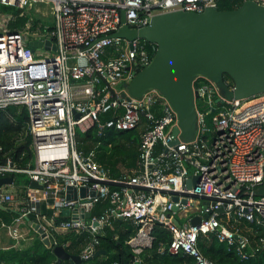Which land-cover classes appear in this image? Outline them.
Instances as JSON below:
<instances>
[{
  "label": "built area",
  "instance_id": "built-area-1",
  "mask_svg": "<svg viewBox=\"0 0 264 264\" xmlns=\"http://www.w3.org/2000/svg\"><path fill=\"white\" fill-rule=\"evenodd\" d=\"M253 1L264 5V0ZM36 2L50 3L53 18L52 25H43L38 33H33L32 18L15 30L10 27L23 13L0 12V109L26 107L22 138H28L31 155L20 168L9 152L0 153V177H14L11 185L0 187V207L13 201L15 174L25 175L27 181L17 185L25 195L14 224L0 228L15 243L29 236L20 232V224L42 239L29 224L35 222L49 238L51 251L58 241L69 242L67 234L84 235V259L116 220L135 226L126 241L134 262L151 247L156 223L170 232L166 251L189 255V264H215L197 247L198 236L210 233L243 258L255 255L264 238L253 243L219 215L264 228V195L257 194L264 185V92L235 98L230 96V77H223V92L213 80L196 76L193 135L174 136L178 113L161 92L153 88L134 96L128 91L157 45L115 35L123 25L145 27L157 14L217 8L216 0H0V6L31 11ZM32 41L40 44L30 46ZM96 126L99 133L106 128L139 130L134 167L113 177L95 154L76 148L75 132ZM195 176L198 181L188 188L186 180ZM113 182L119 186L113 188ZM68 187L77 190L75 198L66 197ZM80 188H85L84 196ZM100 203L104 207L96 210ZM195 217L200 218L198 225L191 224Z\"/></svg>",
  "mask_w": 264,
  "mask_h": 264
},
{
  "label": "water",
  "instance_id": "water-1",
  "mask_svg": "<svg viewBox=\"0 0 264 264\" xmlns=\"http://www.w3.org/2000/svg\"><path fill=\"white\" fill-rule=\"evenodd\" d=\"M115 35L127 39L139 37L157 45L151 62L136 72L128 84V91L134 96L153 88L161 92L178 113V126L172 131L174 136L179 133L182 138L193 135L196 114L192 81L196 76L213 80L225 92L223 77L228 75L234 85L230 96L235 98H247L264 92V5L253 0L243 1L234 10L221 11L216 7H207L202 12L176 10L157 14L147 26L130 29L123 25ZM39 44L38 41L29 42L30 46ZM13 179L12 175L0 177V187L11 185ZM197 181L196 176L189 178L186 180L187 187L190 188ZM30 185L41 187L36 182ZM263 187L258 188L257 194L264 195ZM76 194L75 188H67L68 199L75 198ZM79 194L84 196L85 188H80ZM172 200L176 201L177 196H173ZM182 202L185 203V199ZM172 210L177 211V206L174 205ZM67 213L64 211V214ZM207 217L208 214H204V218ZM199 223V217L191 220L192 225ZM29 224L41 235L44 246L51 249L49 238L44 237L38 224ZM52 252L59 264L64 261L83 264L105 251L96 249L86 259L67 252L60 245L54 246Z\"/></svg>",
  "mask_w": 264,
  "mask_h": 264
},
{
  "label": "trees",
  "instance_id": "trees-1",
  "mask_svg": "<svg viewBox=\"0 0 264 264\" xmlns=\"http://www.w3.org/2000/svg\"><path fill=\"white\" fill-rule=\"evenodd\" d=\"M243 0H216L218 10H234L239 8ZM8 7H5L4 10ZM25 19L16 17L10 22L12 29L23 24ZM151 44L147 47L152 51ZM228 78V75H224ZM109 115H104L108 118ZM27 118L25 106L9 105L5 109H0V148L2 152H9L12 161L20 168L25 167L30 162V149L28 138H22L24 124ZM139 130L117 131L106 128L99 133L96 127L87 132H75L76 148L85 153L95 154L97 160L110 169L111 175L117 177L123 169L134 167L137 163ZM20 174H15L17 178ZM27 183V181H25ZM112 187L119 186L113 182ZM17 201L14 206L7 203L0 207V227L2 225H13L19 214V207L24 205V191L17 187ZM104 203L97 205L96 210L102 209ZM223 223L233 230H238L247 234L253 243L258 237L264 238V228L256 223H251L240 219L234 221L219 215ZM135 232V226L129 220H116L111 228H106L103 236L99 237L96 249L105 251L96 258L86 261L83 264H189L192 258L185 253L171 254L166 251L171 239L170 232L160 223H156L153 228V241L150 248H147L141 255L140 262H134L133 255L127 244L128 238ZM71 239L58 241V244L65 245L67 252L73 255H80L87 244L86 237L79 235L74 238L72 234H67ZM21 244V243H20ZM197 247L203 256L215 264H264V244L257 253L251 257H241L235 247L229 246L224 241H220L215 233L199 235ZM165 250V251H164ZM56 257L44 246L39 236L34 233L31 243L20 248L8 247L0 248V264H54ZM61 264H68L67 261Z\"/></svg>",
  "mask_w": 264,
  "mask_h": 264
},
{
  "label": "rangeland",
  "instance_id": "rangeland-1",
  "mask_svg": "<svg viewBox=\"0 0 264 264\" xmlns=\"http://www.w3.org/2000/svg\"><path fill=\"white\" fill-rule=\"evenodd\" d=\"M50 6L51 4L48 2H36L35 4L32 5V10L28 11L29 9H23V10H17L15 8H8L7 10L13 14H20L23 17V19H30L32 18L35 21V26L33 28L34 32L33 33H38L41 30V27L43 25H52V16L50 14ZM38 9V10H36ZM5 11L2 6H0V12ZM20 26V25H19ZM18 26V27H19ZM15 30V29H14ZM190 138V137H186ZM26 176L25 175H20L17 178L15 177L14 180V186L17 187V185H23V182H25ZM13 187L10 189V193L13 196V202L11 204L16 205L18 203L16 197H17V188ZM264 190V187H263ZM193 208V207H192ZM20 227L22 229H20ZM19 229L20 232L28 235H33V231L29 230L28 232V227L26 225H20Z\"/></svg>",
  "mask_w": 264,
  "mask_h": 264
},
{
  "label": "crops",
  "instance_id": "crops-1",
  "mask_svg": "<svg viewBox=\"0 0 264 264\" xmlns=\"http://www.w3.org/2000/svg\"><path fill=\"white\" fill-rule=\"evenodd\" d=\"M9 189L10 187L8 188V190ZM20 225H23V224H20ZM20 229L22 228L20 227ZM32 239H33V235H29L28 237H26L25 240H20L19 242L15 243L14 240L9 235L8 231L4 228H0V248H3V249L8 248V247H16V248L20 247L21 248L23 246V243L25 245H28L31 243Z\"/></svg>",
  "mask_w": 264,
  "mask_h": 264
},
{
  "label": "bare ground",
  "instance_id": "bare-ground-1",
  "mask_svg": "<svg viewBox=\"0 0 264 264\" xmlns=\"http://www.w3.org/2000/svg\"><path fill=\"white\" fill-rule=\"evenodd\" d=\"M36 10H38V9H36Z\"/></svg>",
  "mask_w": 264,
  "mask_h": 264
}]
</instances>
